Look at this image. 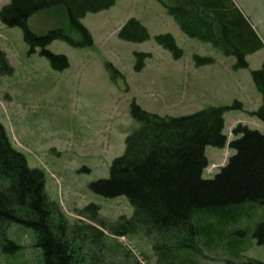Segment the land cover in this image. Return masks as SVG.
Listing matches in <instances>:
<instances>
[{
    "label": "rangeland",
    "instance_id": "1",
    "mask_svg": "<svg viewBox=\"0 0 264 264\" xmlns=\"http://www.w3.org/2000/svg\"><path fill=\"white\" fill-rule=\"evenodd\" d=\"M231 2L255 24L264 21V0ZM7 3L0 0V9ZM173 4L176 1L115 0L107 10L86 14L81 24L91 36L90 46L57 40L47 47L67 58L69 66L62 71L53 70L40 49L29 54L22 31L0 22V52L7 64L0 70V124L28 167L42 172L48 200L64 215L74 244L95 264H157L150 240L142 232L120 237L108 231L120 217L130 218L133 209L128 201L104 198L89 189L92 181L108 177L112 160L122 155L126 136L137 126L130 116L132 102L149 113L173 117L207 107H230L223 115L228 141L237 123L264 134V123L250 115L261 104L250 73L261 67L264 50L247 58V69L233 71L232 57L179 30L164 6ZM131 18L147 29V41L130 43L118 38L120 28ZM27 26L38 35L60 28L75 42L83 38L60 7L35 13ZM257 28L264 40V25ZM165 33L182 50L181 58L174 59L156 44L154 37ZM134 53L150 55L139 72L134 70ZM194 55L211 57L215 64L196 68ZM106 63L119 73L114 80ZM236 103L241 109H232ZM232 154L227 145L222 149L207 146L203 178H213ZM88 204L99 206L96 220L80 214ZM242 212L241 225L231 231L242 233L245 249L240 257L209 250L203 252L200 264H238L248 259L264 263V245H258L253 236L264 221V206L247 205ZM6 236L15 245L0 244V264H43L30 228L11 223Z\"/></svg>",
    "mask_w": 264,
    "mask_h": 264
},
{
    "label": "trees",
    "instance_id": "2",
    "mask_svg": "<svg viewBox=\"0 0 264 264\" xmlns=\"http://www.w3.org/2000/svg\"><path fill=\"white\" fill-rule=\"evenodd\" d=\"M174 1L176 4L164 6L179 30L189 38L210 44L224 57H232L233 71L247 69V56L263 48L231 0ZM114 2L8 0L0 9V22L22 31L29 54L40 49V56L51 68L62 71L69 66L67 58L50 52L47 47L57 40L75 47L90 46L91 36L81 19L86 14L109 9ZM56 7L65 11L71 28L83 37L79 42L60 28L41 35L28 28L27 21L35 13ZM118 38L141 43L149 39V34L138 20L131 18L120 28ZM154 40L174 59L182 57V50L169 33L158 34ZM134 56V70L139 72L150 55L134 53ZM193 62L196 68L215 63L213 58L199 55L193 56ZM5 64L4 54L0 52V70ZM105 66L114 80L119 73L110 63ZM250 75L261 95L260 106L250 115L264 123V61ZM229 109L207 107L189 115L159 116L132 102L130 116L137 126L126 136L122 155L112 160L107 178L89 184L92 193L108 199L124 197L133 209L130 218L120 217L108 229L110 233L122 237L142 232L150 240L157 264H200L204 251L217 249L232 258L240 257L245 249L242 233L231 231L241 225L245 206H264V134L237 123L228 141L223 134V115ZM232 109H241V104L236 103ZM226 145L234 154L213 178L204 179L202 174L208 167L205 148L222 149ZM99 211V206L88 204L80 214L93 221ZM11 223L34 232L35 247L42 251L43 264H95L93 259L87 261L81 247L74 244L64 215L48 200L42 172L28 167L24 156L10 145L0 124V244L3 247L15 245L6 236ZM253 236L258 245H264V221L257 225ZM101 246L103 249L102 243ZM238 264L264 263L248 259Z\"/></svg>",
    "mask_w": 264,
    "mask_h": 264
},
{
    "label": "crops",
    "instance_id": "3",
    "mask_svg": "<svg viewBox=\"0 0 264 264\" xmlns=\"http://www.w3.org/2000/svg\"><path fill=\"white\" fill-rule=\"evenodd\" d=\"M233 3H234V2H233ZM234 5H235V7L240 11V13L244 16V18L248 21V23L250 24L251 28L254 30V32L257 34V36L259 37V39L261 40V42H262V44H263V48H262L261 50H259L258 52L254 53V54H257V53L263 51V50H264V40H263V38H262L260 32L258 31V28H257V27H259V26H263V25H264V21L260 22V21H261V20H260V21H259V24H255V23L251 20L250 16H248V15L243 11V9H242L237 3H234ZM258 20H259V19H258ZM254 54L248 55L247 58L250 57V56H252V55H254ZM214 64H215V63H214ZM229 64H230V66L232 65V63H229Z\"/></svg>",
    "mask_w": 264,
    "mask_h": 264
}]
</instances>
